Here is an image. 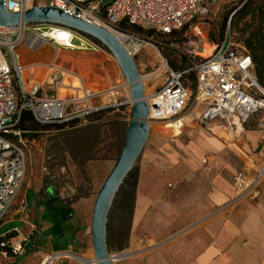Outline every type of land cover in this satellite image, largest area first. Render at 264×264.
<instances>
[{
    "label": "crops",
    "instance_id": "crops-1",
    "mask_svg": "<svg viewBox=\"0 0 264 264\" xmlns=\"http://www.w3.org/2000/svg\"><path fill=\"white\" fill-rule=\"evenodd\" d=\"M47 44L56 48V54H49ZM23 46L25 50L19 51L20 65L27 70L25 83L22 76L25 90L36 84L53 93L50 82L59 75L50 69L54 63L70 72L68 80L78 76L87 87L104 91L91 100L94 107L104 106L106 99L112 103L118 92L124 95L114 101L129 98L128 89L110 88L120 83L116 78L106 80V58L97 45L79 63L73 53L51 43L34 49ZM72 85L67 84L68 96L75 93ZM125 110L129 112L127 106ZM123 113L115 108L100 118H86L77 127L43 131L44 138L27 142L33 165L27 184L31 198L27 194L17 198L0 220V241L12 257L33 252L34 263L42 264L59 251L55 247L69 253L74 249L73 254L86 258L94 255L91 238L90 248L81 246L90 236L95 194L123 142V122H128ZM198 121L186 119L180 133L152 142L137 160L127 225L120 228L118 216L110 221L111 209L108 215V233L122 241L115 247L108 244L109 250L127 253L114 264H264V176L256 177L264 166V111L251 115L241 128L221 127L225 140ZM197 171L200 175L195 176ZM187 185H193L191 191ZM198 219L194 228H187Z\"/></svg>",
    "mask_w": 264,
    "mask_h": 264
},
{
    "label": "built area",
    "instance_id": "built-area-1",
    "mask_svg": "<svg viewBox=\"0 0 264 264\" xmlns=\"http://www.w3.org/2000/svg\"><path fill=\"white\" fill-rule=\"evenodd\" d=\"M28 2L29 0H4L5 10L22 13L33 6V0L30 6H27ZM219 2L220 0H47L45 5L90 22L97 21L110 29L115 28L123 39V47L131 57H135L149 42L135 32L117 29L118 26L123 24L152 28L160 34L170 35L185 25L204 18ZM53 27H47L45 32L52 31ZM26 31L30 32L26 34ZM39 31L37 26H0V220L17 198L26 175L27 140L18 128L22 111H30L39 124L76 119L78 123L74 127H77L93 111L104 107L116 108L129 102L128 98L123 102L115 100L102 107L92 106L91 100L104 91L88 88L78 76V85L70 86L74 95L60 96L58 90L67 88L64 80L70 72L54 63L50 65V69L59 75L50 82L54 85L53 93L41 90V86L36 84L30 90H25L22 85L25 67L18 63L15 54V48L20 43H25L31 49L44 43L55 45L57 50L58 47L70 48ZM71 33L72 43L77 34ZM38 34H43L44 37L35 38ZM85 41L86 46L96 48L88 39ZM182 55L180 64L183 66L175 70L159 54L157 66L150 77H160V85L154 88L152 94L145 93L149 108L148 121L180 127L183 112L192 95L195 105L201 107L199 120L204 123L223 122L225 126L222 125V128H241L251 115L264 111V87L255 77L250 54L235 41L229 26L226 27L222 40L214 43L195 25L194 36L183 45ZM190 74L193 75V81L190 80L192 84L186 80ZM110 88L117 91L128 87L126 83H120ZM262 176L264 166L256 171L257 178ZM119 254L121 253H111V256ZM126 256L127 253H122L119 258ZM117 259L114 258L113 262Z\"/></svg>",
    "mask_w": 264,
    "mask_h": 264
},
{
    "label": "rangeland",
    "instance_id": "rangeland-1",
    "mask_svg": "<svg viewBox=\"0 0 264 264\" xmlns=\"http://www.w3.org/2000/svg\"><path fill=\"white\" fill-rule=\"evenodd\" d=\"M47 2V0H33V4L32 5H39V6H43L45 5V3ZM244 2V0H220V2L214 6L210 13L208 15H206L204 18L199 19L191 24L185 25L184 28L182 27V29H180L177 33H175L172 36H165L163 34H160L159 32H157L155 29L152 28H142L139 26H135L140 28V30H138V28L132 27V26H127L125 25V28L123 26H118L117 29H124V30H128V31H132L135 32L139 35H141L142 37H144L145 39H147V41L149 42V45L144 47L143 49L140 50V52L133 57V60L136 64L138 73L141 77L142 82L145 85V93H151L154 88L158 87L160 85L161 82V78H151L150 74L151 72L154 71V69L157 66V62L159 60V54L163 57H165L168 62L169 60H174L176 63H181L180 59L183 57L182 52H183V45L189 40L192 39L194 36V26L198 25V27L200 28L201 32L203 33V35H207V37L209 38L210 41L212 42H218L222 39H220L219 37V31L221 28V25L225 19V17H228L227 21L230 20L231 15L235 12V10L237 8H239L242 3ZM50 25H37V27H39V32H45L47 31V27H49ZM227 26H229L227 24ZM114 30H116L115 28H112ZM232 33L234 34V39L237 43L241 44L240 42V34L235 30V29H231ZM30 31H26V34L29 33ZM35 38H42L40 36V34L35 35ZM88 39L89 41L93 42V40L89 37H85L83 35L77 34L76 38L73 40L72 44L74 46V48H62V50L67 51V54H74L72 55L74 58H76L79 61L81 60V62L84 60V58H86V54L88 52H90L91 47L86 46V44L84 42L85 39ZM223 38V37H222ZM213 39V40H211ZM95 45L98 46V50L101 54H103L106 58V69H107V77L106 80L107 81H111L112 79L116 78L115 83H125L124 77L121 73V70L116 62V60L114 59V57L105 49L103 48L101 45L96 44L95 42H93ZM48 48L50 49L49 54L54 55L56 54V48L52 47L50 44H47ZM21 47L24 49L23 43H20L16 48H15V52L18 53L19 57H18V62L19 64L22 63V53L21 51ZM86 47V48H85ZM170 65V64H169ZM27 70H25L23 72V80L25 83V79L27 76ZM191 75H188V77H186L187 82L192 84V81H190L191 79ZM64 80V85H67L69 82L73 83V85L77 86L78 85V81L75 78H69ZM90 89H93L92 87H88ZM128 89V88H127ZM94 90V89H93ZM96 91V90H95ZM69 93H71V91H68L66 89H60L59 91V95L60 96H65L68 95ZM192 94H193V88H192ZM124 93L122 92V96L121 94L118 92V95L116 94L115 97H113L111 100L112 102L114 101V99H117V97H119L121 99V97H123ZM109 99V98H108ZM110 100V101H111ZM119 101V100H117ZM104 103H107L105 105H108L109 100H105ZM121 106V105H120ZM127 108H129V105H126ZM119 107V106H118ZM117 107V108H118ZM119 109V108H118ZM200 109L201 107L199 105H195V103L193 102V95L188 103V106L186 107L185 111L183 112L182 115V121H181V126L177 127L176 125H169L166 124L164 122H158V121H149V126L151 125L152 130L149 132V135L147 137V140L145 142L144 148L140 154V156L146 152L147 148H149V146L151 145V143L154 141H161L166 137H172V136H167V134H177L180 133L181 129L184 127V123L186 121V119H190V122L195 123L199 120V113H200ZM120 110V109H119ZM124 113L121 114L123 117H127V115L129 116V112H127L125 109L123 110ZM128 121V120H127ZM124 123V127L126 128L127 126V122H123ZM198 123H200L198 121ZM208 126H210L213 129H216V133L219 137H221L223 140L226 139V131H221V123L216 121L213 122L212 125H209V123H205ZM204 126V125H202ZM49 131V130H48ZM38 134L36 136H34V138L32 139H28L27 137H24L27 142H31L32 140L35 141H39L41 140V138H44L45 133L43 132H37ZM70 138V139H67ZM67 140L68 141H72L71 137L67 136ZM124 138V135L122 136V140ZM28 145V144H27ZM118 155V152H117ZM116 155V157H117ZM139 156V157H140ZM31 150L30 149H25V164H26V175H25V179H24V183L23 186L17 196V198L25 196L27 194L28 196V200H30L31 198V188H29L28 182L31 181L32 178V172L31 169H33V165L31 164ZM141 158V157H140ZM139 161V158H138ZM137 161V162H138ZM236 163V168H238L240 165L239 163ZM137 167L138 165L135 164V166L133 167V171L136 172L137 174ZM35 168V166H34ZM209 170V169H208ZM219 173L222 170L219 166L218 169ZM222 174H225L224 171H222ZM200 175V173L197 171L195 176ZM239 176V174H238ZM193 185H187V189L189 188V190L187 191H191L190 189L192 188ZM120 189V188H119ZM119 191V190H118ZM28 192V193H27ZM118 194V192H117ZM116 194V196H117ZM115 196V198H116ZM16 198V199H17ZM115 198L113 200V203L115 201ZM15 199V201H16ZM14 201V202H15ZM118 199L116 200V202L118 203ZM25 203V202H24ZM112 203V205H113ZM27 208V207H26ZM26 210V209H25ZM24 210V212H25ZM200 222V219L192 221L191 223H189L187 225L188 229H192L195 227V225L197 223ZM128 221L126 220L125 224L127 225ZM117 227V223H115L114 226V222L112 223V227L111 229L115 230ZM109 235L108 231H107V236ZM87 238V242H84V244L81 246L82 249H86V248H90L91 244H90V236L88 235ZM109 247H115L117 246V244H122L121 239H116L115 237L111 238V236L109 237V241H108ZM22 249V248H21ZM20 249V251H22ZM74 249H70V253L67 251H58V252H53L52 255L50 254V261L48 262V264H94L92 263V261L95 259L94 255L92 254L90 257L86 258L84 256H80V255H75L73 254ZM114 253V252H111ZM67 254L69 256H67ZM34 257V253H29L28 255H19L18 258L16 257H10L8 256L6 253H3L0 251V264H35L34 260H32ZM115 262H113L114 264Z\"/></svg>",
    "mask_w": 264,
    "mask_h": 264
},
{
    "label": "water",
    "instance_id": "water-1",
    "mask_svg": "<svg viewBox=\"0 0 264 264\" xmlns=\"http://www.w3.org/2000/svg\"><path fill=\"white\" fill-rule=\"evenodd\" d=\"M17 25H50L94 39L114 57L124 77L129 93V116L124 139L113 166L95 194L89 225L96 264H113L114 258L121 257L122 253L112 257L108 247L109 211L120 186L144 148L150 128L145 87L136 64L119 40L105 27L46 5H33L22 13L7 12L4 0H0V26ZM151 97L153 100V95ZM47 262L48 260L42 264Z\"/></svg>",
    "mask_w": 264,
    "mask_h": 264
},
{
    "label": "trees",
    "instance_id": "trees-1",
    "mask_svg": "<svg viewBox=\"0 0 264 264\" xmlns=\"http://www.w3.org/2000/svg\"><path fill=\"white\" fill-rule=\"evenodd\" d=\"M228 17H225L220 31L219 37L222 39L224 32L226 30L227 24L229 25L230 30L235 29L240 34L241 45L248 51L250 54L251 60L254 65V73L258 83L264 87V0H244L242 5L235 10L231 15L230 20L227 21ZM125 28V25H121ZM135 27V26H132ZM138 28V27H135ZM184 28V27H183ZM140 30V28H138ZM232 31V30H231ZM176 32H173L170 35H165L166 37L174 35ZM93 42L99 44L98 41L92 39ZM213 40V39H211ZM100 45V44H99ZM104 48V47H103ZM170 66L177 70L180 69L183 65L176 63L174 60H169ZM193 81V75L190 78ZM117 108V107H116ZM120 110L126 109V105H121L118 107ZM114 107H104L100 108L97 111H93L86 115L87 119H97L102 115L112 111ZM78 123V120L72 119L62 123H48V124H39L33 117L32 113L28 110H24L21 113V118L18 123V128L23 132V136L28 139L34 138L38 133L48 130L62 129L66 126L74 127ZM137 174L131 170L126 178L124 179L118 194L115 198V201L111 207L109 218L112 221V217L118 216L120 220L119 227L122 228L126 222V215L130 212L131 206V197L135 189ZM119 200L118 203L116 200ZM118 211H117V210ZM66 216V215H64ZM61 230L56 234H60ZM111 236L109 232V237ZM4 241H0V243ZM64 248L55 247V251L63 250ZM0 250L5 252L8 256H14L11 250L6 248V244L0 245Z\"/></svg>",
    "mask_w": 264,
    "mask_h": 264
},
{
    "label": "bare ground",
    "instance_id": "bare-ground-1",
    "mask_svg": "<svg viewBox=\"0 0 264 264\" xmlns=\"http://www.w3.org/2000/svg\"><path fill=\"white\" fill-rule=\"evenodd\" d=\"M31 3H32V0H29V2L27 3V6H30ZM92 23L96 24V25H100L102 27H105V26H103L101 23H99L97 21L96 22H92ZM105 28L108 29L119 40L120 43L123 41V39H122L121 35L119 34V32H117L116 30L107 28V27H105ZM45 34L49 35L52 39H54L58 43L66 44L68 47L74 48L73 44L70 42V38L72 37V33H71V31H69L67 29H61V28L53 27L52 31L45 32ZM40 35H41V37H44V36H42L43 34H40ZM67 256H69V255H67ZM45 260H48V262L50 261L49 258H46ZM92 263L96 264V260H93Z\"/></svg>",
    "mask_w": 264,
    "mask_h": 264
}]
</instances>
